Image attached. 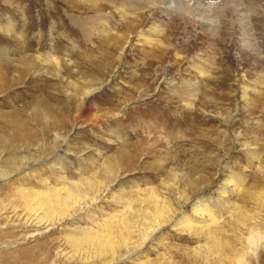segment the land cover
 Masks as SVG:
<instances>
[{"label":"rangeland","instance_id":"obj_1","mask_svg":"<svg viewBox=\"0 0 264 264\" xmlns=\"http://www.w3.org/2000/svg\"><path fill=\"white\" fill-rule=\"evenodd\" d=\"M0 264H264V0H0Z\"/></svg>","mask_w":264,"mask_h":264},{"label":"bare ground","instance_id":"obj_2","mask_svg":"<svg viewBox=\"0 0 264 264\" xmlns=\"http://www.w3.org/2000/svg\"><path fill=\"white\" fill-rule=\"evenodd\" d=\"M76 203V202H75ZM74 203V204H75ZM248 244L251 246V251L253 252L254 249L257 247L258 243H259V238L257 236H250L247 239Z\"/></svg>","mask_w":264,"mask_h":264}]
</instances>
